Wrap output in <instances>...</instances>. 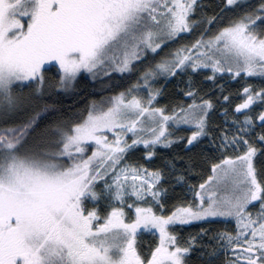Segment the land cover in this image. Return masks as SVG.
<instances>
[{
	"label": "snow or ice",
	"instance_id": "snow-or-ice-1",
	"mask_svg": "<svg viewBox=\"0 0 264 264\" xmlns=\"http://www.w3.org/2000/svg\"><path fill=\"white\" fill-rule=\"evenodd\" d=\"M261 158L264 0H0V264H264Z\"/></svg>",
	"mask_w": 264,
	"mask_h": 264
},
{
	"label": "trees",
	"instance_id": "trees-1",
	"mask_svg": "<svg viewBox=\"0 0 264 264\" xmlns=\"http://www.w3.org/2000/svg\"><path fill=\"white\" fill-rule=\"evenodd\" d=\"M202 2L207 3L209 2V0H202ZM56 71L55 67H50L48 71L45 72V76L48 78L49 82H54L56 77L54 76V73ZM134 79V78H133ZM180 78L177 77V80L172 81L169 85L168 88L166 89L165 93L159 98V104H165L168 103L170 101H173L175 99H177L174 95V92L176 91V85H177V81ZM126 86V85H125ZM183 86V85H181ZM232 89H236L238 87L237 84L233 83L230 86ZM81 88H83V91L80 92V96H76L73 95L72 93L79 91ZM101 89V85L99 83L93 85L91 83H86L85 81H80L75 88L70 89L69 90V95L63 98V104L65 105V108L67 110L68 106L71 105L75 100L79 99L80 97L84 96L87 93H94L95 94V98L99 99L102 96H106L110 93H105L100 91ZM80 107H82V105H77L76 108L71 109L72 111H76L78 110ZM234 107V106H233ZM163 151V150H162ZM171 153H175L177 150L176 149H171L170 150ZM136 156H139L140 153H136ZM163 155H169L168 152H163ZM162 156L158 153V159L153 161V163L159 164L161 162ZM264 159V158H261ZM257 163H260V160H257ZM209 173L205 172L204 173V178H206V176ZM201 182V177L200 176H192V178L189 180V183H194V184H199ZM177 192L180 193L181 196L184 195V192L181 189H177ZM188 195V194H187ZM176 201H170L169 202V207H171V205L173 203H175ZM201 227H208V225H202L199 223H193L191 225H186L184 227H177L175 229V231H177L180 236H181V243L183 244L182 240L184 237H186L187 235H196ZM212 227H216V225H212ZM146 242H151V238L148 237ZM196 247H199V243L197 242ZM199 255L198 252H193L192 256L190 257V260L193 262V264H199V262L197 261V256Z\"/></svg>",
	"mask_w": 264,
	"mask_h": 264
},
{
	"label": "rangeland",
	"instance_id": "rangeland-1",
	"mask_svg": "<svg viewBox=\"0 0 264 264\" xmlns=\"http://www.w3.org/2000/svg\"><path fill=\"white\" fill-rule=\"evenodd\" d=\"M188 197L190 198L191 197V193H188ZM192 235V234H191ZM189 235H187L186 237L183 238L182 242L183 241H186L188 239ZM184 243V242H183Z\"/></svg>",
	"mask_w": 264,
	"mask_h": 264
}]
</instances>
